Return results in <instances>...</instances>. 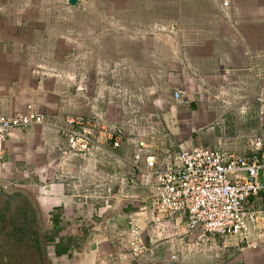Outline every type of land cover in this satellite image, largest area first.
<instances>
[{
  "label": "crops",
  "instance_id": "obj_1",
  "mask_svg": "<svg viewBox=\"0 0 264 264\" xmlns=\"http://www.w3.org/2000/svg\"><path fill=\"white\" fill-rule=\"evenodd\" d=\"M140 4L142 19L156 12L157 24L85 25L109 11L139 14ZM118 61L126 87L111 96L99 78ZM72 69L89 76L92 96L85 89L73 108L64 81ZM263 104L264 0H0V116L33 106L47 118L6 144L0 264L31 262L41 243L48 264H123L132 219L150 252L130 264H264L263 227L241 243L188 234L183 213L157 222L151 188L133 166L141 156L146 168L150 155L163 166L187 147L250 156L264 136ZM72 118L100 146L89 159L64 154ZM110 134L122 136L116 155Z\"/></svg>",
  "mask_w": 264,
  "mask_h": 264
},
{
  "label": "built area",
  "instance_id": "obj_2",
  "mask_svg": "<svg viewBox=\"0 0 264 264\" xmlns=\"http://www.w3.org/2000/svg\"><path fill=\"white\" fill-rule=\"evenodd\" d=\"M182 94L176 93V100H182ZM260 115L264 118V104ZM46 122V116L33 106L28 107L27 113L10 118L0 116V171L5 163L6 144L13 132ZM86 123L81 118L68 121L64 129L65 155L89 159L100 148ZM109 137L113 141L112 154L116 155L122 136L110 134ZM139 147L142 151L148 150L144 142ZM251 148L252 155L237 156L209 148L187 147L163 166L155 156H148L146 168L140 166L141 156H137L133 164L140 175L137 181L151 188L157 222L163 216L171 218L183 213L188 216V234L200 231L211 237H233L241 243L249 242L253 228H264V136L254 138ZM44 193H49L48 188ZM140 222L133 219L129 222L131 259L123 264L138 262L150 252Z\"/></svg>",
  "mask_w": 264,
  "mask_h": 264
},
{
  "label": "rangeland",
  "instance_id": "obj_3",
  "mask_svg": "<svg viewBox=\"0 0 264 264\" xmlns=\"http://www.w3.org/2000/svg\"><path fill=\"white\" fill-rule=\"evenodd\" d=\"M141 7H142L141 4L137 6V11H139V14L134 13V15H132V14L127 15L124 13L123 14H116L113 12H112L113 14H111L109 11L106 14H103L101 16L94 15V17L93 16H91L89 18L87 17L85 25H154V24H157L156 23L157 22L156 12H152L153 14L150 15V19L146 21V20L142 19V16L140 15ZM74 48L76 49V46ZM70 63L72 65H74L76 63V60L74 62H73V60H71ZM103 68H106L107 72H108V69L112 68V72H108V74H103L99 78V86L101 87L102 90L108 89L109 95L112 96V94H113L112 89L113 88L116 89V87H117V89H118L120 87H123V88L126 87L125 86L126 85V77L123 73V70L125 69L124 61H121V62L118 61V62H116V64H113V65H110L109 63H107V64L103 65ZM76 71H77V69L76 70L75 69L70 70L68 75L66 76V78H64V81L69 84L71 96L74 97V99L71 97L73 100L70 101V107H72V108L78 107V104H77L75 99L78 96H81L83 93L86 94L84 91L85 89L87 92V95H85L87 102L92 101V99H90L92 96H90L88 94V85H89V83H91V79L87 75H83V74L80 76L77 75V73H75ZM110 89H111V91H110ZM104 95L105 96H103V97L105 98L107 96V94H104ZM85 96L83 98H85ZM72 113H76V112H72ZM249 246H253V245L251 244ZM246 247H247V245H246Z\"/></svg>",
  "mask_w": 264,
  "mask_h": 264
},
{
  "label": "water",
  "instance_id": "obj_4",
  "mask_svg": "<svg viewBox=\"0 0 264 264\" xmlns=\"http://www.w3.org/2000/svg\"><path fill=\"white\" fill-rule=\"evenodd\" d=\"M68 4L70 6H76L78 4V0H68ZM260 180L262 181V176L260 175ZM41 253L42 255L38 254V253H35V256L33 257V260L31 262H27L28 259L25 257L24 260L21 262V264H48L47 262V257H46V253H45V249L41 243ZM33 255V254H31ZM30 256V255H29ZM28 256V257H29ZM27 259V260H26ZM6 261L7 264H19V263H16V262H13V261H9V259L7 257H5L4 259ZM26 260V261H25ZM26 263H25V262Z\"/></svg>",
  "mask_w": 264,
  "mask_h": 264
}]
</instances>
